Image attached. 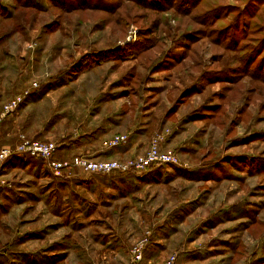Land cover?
Returning a JSON list of instances; mask_svg holds the SVG:
<instances>
[{"label": "rangeland", "instance_id": "rangeland-1", "mask_svg": "<svg viewBox=\"0 0 264 264\" xmlns=\"http://www.w3.org/2000/svg\"><path fill=\"white\" fill-rule=\"evenodd\" d=\"M194 3L146 20L123 0H0V109L37 84L0 147L22 133L63 153L115 121L100 139L137 134L125 158L167 131L162 148L180 164L105 178L75 170L76 184L9 160L1 264H127L144 238L146 263L264 264V0ZM145 37V53L96 61L117 47L130 56Z\"/></svg>", "mask_w": 264, "mask_h": 264}, {"label": "built area", "instance_id": "built-area-1", "mask_svg": "<svg viewBox=\"0 0 264 264\" xmlns=\"http://www.w3.org/2000/svg\"><path fill=\"white\" fill-rule=\"evenodd\" d=\"M31 88L23 90L17 96L5 102L0 110V125L7 116L15 113L19 106L29 96L33 88H37L36 83H32ZM169 132L157 131L152 136L147 150L140 155L125 158L121 160L107 159L97 160L88 157L76 155L68 159H58L55 157L58 145L53 141H39L28 138L19 133L16 137V143L0 147V169L6 161L14 156H30L41 159L46 164L48 170L57 178H72L74 171L77 170L87 175L106 176L110 174H141L151 166L157 165H180L178 158L170 151L163 150L162 145ZM128 135L116 134L101 145L103 149H115L126 145ZM147 239H141L136 242L130 250V258L127 264H151L146 263L143 257V250ZM175 256L171 255L169 259L159 264H174Z\"/></svg>", "mask_w": 264, "mask_h": 264}, {"label": "trees", "instance_id": "trees-1", "mask_svg": "<svg viewBox=\"0 0 264 264\" xmlns=\"http://www.w3.org/2000/svg\"><path fill=\"white\" fill-rule=\"evenodd\" d=\"M123 1H130V2H132L136 7H138V8H141V9H145V11L147 12V13H145V14H143V16L144 17H146V20L148 19V14H153V15H155L156 16V14H160V13H162V12H164L166 9H175L176 7H178V3H179V1H180V3H182V5L183 4H185V5H188V4H191V6L188 8V9H190L191 11L192 10H195L196 9V7H197V5L194 3V1L195 0H188V1H184V0H166L167 1V3H168V6H164V5H161V4H159L162 0H158L157 2V4L156 5H154V0H123ZM166 8V9H165ZM175 10H178V9H175ZM148 35V34H147ZM228 36L229 35H225V38H224V41H227L228 40ZM146 39L144 40V41H142V43L143 44H141V47L139 48V49H137V50H135L134 51V53L133 54H131L130 56L128 55V56H125V57H123L122 55H121V53H118L119 51H120V48L121 47H117V48H115V49H113V50H110V51H107V52H101V54H99V55H97L96 56V61L98 62V61H100V62H107V61H124V60H126V59H130V58H132L134 55H136L137 53H145L148 49H151L152 47H153V45L151 44V43H149V44H146V43H148V42H150L151 41V39H147V37H145ZM234 40V39H233ZM139 44V43H138ZM122 49V48H121ZM234 51H237L238 50V45L236 44V47H234V49H233ZM102 56H107L106 58H104L103 60L102 59H100ZM186 58V54L185 55H181V57L180 58H174V59H172L174 62L175 61H177V63H179L180 61H182V60H184ZM102 60V61H101ZM95 64H97V63H95ZM98 65V64H97ZM19 109V108H18ZM211 110H214V109H216L215 107H211L210 108ZM1 110V109H0ZM210 110V111H211ZM191 117V116H190ZM5 120V119H4ZM3 124V123H2ZM2 124L0 125V128H1V126H2ZM39 141H41V140H39ZM16 142V141H15ZM14 142V143H15ZM4 143V142H3ZM14 143L13 144H10L11 146H13L14 145ZM2 144V143H1ZM62 146H65L64 144L62 145ZM62 148V147H61ZM64 148V147H63ZM59 149H60V146L58 145V148H57V151H56V153H55V157L56 158H58V159H68L67 157H59V155H58V152H59ZM62 150V149H61ZM13 158H16V160H18V161H23V162H25V163H37V162H39V163H44V161L43 160H41V159H37V158H33V157H30V156H26V155H22V156H17V155H14V156H12V157H10L7 161H6V163L9 161V160H11V159H13ZM5 163V164H6ZM162 166H164V165H157V166H151L150 168H148L147 170H149V169H151V168H153V167H162ZM1 171V170H0ZM157 172V171H156ZM121 175H137V174H135V173H127V174H121ZM104 178L106 177V176H103ZM73 178V179H72ZM72 178H60L61 180H64V181H66V180H72L71 181V183L73 182H77V179L76 178H78V177H76V175L74 174V177H72ZM98 178H100L99 176H98ZM76 184H78V182L76 183ZM22 239H23V237H21ZM22 242V241H21ZM147 242H148V239H147ZM17 243H18V241H17ZM20 243V242H19ZM147 244V243H146ZM18 245V244H17ZM8 248V247H7ZM7 248H3L2 249V251H3V260H5L6 259V257H7ZM10 248V247H9ZM6 252V253H5ZM15 254L17 255H21V256H27V253H24V252H16L15 251ZM1 257V256H0ZM2 263V260H0V264ZM5 264V263H4Z\"/></svg>", "mask_w": 264, "mask_h": 264}, {"label": "crops", "instance_id": "crops-1", "mask_svg": "<svg viewBox=\"0 0 264 264\" xmlns=\"http://www.w3.org/2000/svg\"><path fill=\"white\" fill-rule=\"evenodd\" d=\"M9 121H13V118L6 117L3 121V124L1 126V138H0V144L3 142H7L9 136L15 135L16 132H12L10 129V126H6V124L9 123ZM114 123L110 124L108 129L110 132H105L104 129H101L100 132H96L91 137H89L90 134H86L87 137L82 136L79 140L70 139L69 142L64 143L65 147L62 152H58L59 157H67L70 158L74 155H82L85 157H93V158H102V159H120L125 158L124 155V146L117 147L113 150L108 151H102L101 149V143L107 139L101 140L100 138L104 135L110 134L113 132V129L118 128L120 129V124L115 123V121H112ZM116 129V130H118ZM107 130V129H105ZM140 130V129H139ZM94 133V132H93ZM107 133V134H106ZM17 134V133H16ZM137 135V134H136ZM134 135L133 137H128V142L125 145L126 149L128 150V154L130 155L132 150L134 149V145L132 143L135 141L136 138ZM109 136V135H108ZM125 149V150H126ZM143 150V148H142ZM134 153V152H133ZM127 158V157H126ZM25 253V252H24Z\"/></svg>", "mask_w": 264, "mask_h": 264}]
</instances>
